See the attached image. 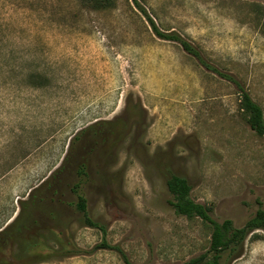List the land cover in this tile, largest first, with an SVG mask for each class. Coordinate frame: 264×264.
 Wrapping results in <instances>:
<instances>
[{
	"label": "rangeland",
	"instance_id": "1",
	"mask_svg": "<svg viewBox=\"0 0 264 264\" xmlns=\"http://www.w3.org/2000/svg\"><path fill=\"white\" fill-rule=\"evenodd\" d=\"M136 1L210 67L134 0H0V264H125L102 242L135 264L206 252L211 229L174 212L170 174L217 222L264 208V135L239 101L264 115V0ZM79 181L104 231L76 209ZM256 233L227 264H264Z\"/></svg>",
	"mask_w": 264,
	"mask_h": 264
},
{
	"label": "trees",
	"instance_id": "2",
	"mask_svg": "<svg viewBox=\"0 0 264 264\" xmlns=\"http://www.w3.org/2000/svg\"><path fill=\"white\" fill-rule=\"evenodd\" d=\"M82 1L85 5L94 9L110 8L114 5V0ZM134 2L138 10L146 17L154 35L160 39L178 43L185 52L193 56L201 65L206 68L210 67L202 58L200 51L192 43L184 39L178 33L160 30L153 19L147 14L146 10L139 5L136 0H134ZM229 78L231 79V77ZM239 92L241 109L247 114L250 127L256 134L264 135V115L262 108L252 100L249 93L243 88H240ZM93 132L94 134L99 133V131L96 130H93ZM54 172L53 175L55 174ZM78 174L81 180L86 176L85 165L80 166ZM80 183L81 182L79 181L75 184V187H73V191L76 193L77 197L75 207L83 214V222L85 226L99 228L104 231V228L101 225L87 216L85 197L77 190ZM166 187L173 197L170 204L176 214L188 218L198 217L211 229L208 250L202 254L189 258L182 264H227L228 260H234L240 256L242 245L249 235L256 237V232L260 231L264 233V208L259 207L243 226L234 227L230 219H225L222 222L215 221L209 215V208L207 206L195 202L190 196L191 186L184 177L170 174L166 179ZM100 246L101 248L117 250V252L121 254L125 264H135L130 262L123 252L116 246H110L105 242H102Z\"/></svg>",
	"mask_w": 264,
	"mask_h": 264
},
{
	"label": "flooded vegetation",
	"instance_id": "3",
	"mask_svg": "<svg viewBox=\"0 0 264 264\" xmlns=\"http://www.w3.org/2000/svg\"><path fill=\"white\" fill-rule=\"evenodd\" d=\"M81 165H84V162H80V164H79V167H78V169H77V171H76V173H78V171H79V168H80V166ZM79 175V174H78ZM54 193H56V191L54 190Z\"/></svg>",
	"mask_w": 264,
	"mask_h": 264
}]
</instances>
